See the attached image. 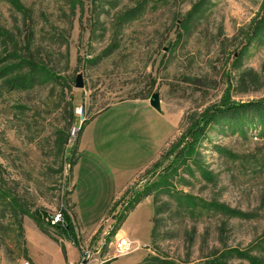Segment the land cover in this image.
Returning <instances> with one entry per match:
<instances>
[{
    "label": "rangeland",
    "instance_id": "obj_1",
    "mask_svg": "<svg viewBox=\"0 0 264 264\" xmlns=\"http://www.w3.org/2000/svg\"><path fill=\"white\" fill-rule=\"evenodd\" d=\"M263 1L0 0V264H206L257 245L264 134L188 130L224 100L264 99ZM61 208L71 230L36 216ZM125 235L141 247L117 255Z\"/></svg>",
    "mask_w": 264,
    "mask_h": 264
},
{
    "label": "trees",
    "instance_id": "obj_2",
    "mask_svg": "<svg viewBox=\"0 0 264 264\" xmlns=\"http://www.w3.org/2000/svg\"><path fill=\"white\" fill-rule=\"evenodd\" d=\"M201 1L202 0H200L199 5L201 4ZM263 30H264V1L262 4V15L258 19L255 25L254 34H258L259 32ZM26 58H29V57L26 56ZM36 65H37L36 60H33V62L29 65L26 63L27 67H30V69H34L35 71L37 70V68L35 67ZM19 69L20 68H17L16 70H19ZM27 75L28 74L26 73L24 75L14 76L12 77L14 78L13 82L15 84H18L19 77L23 76V78L26 80ZM48 75H50V73ZM28 78L31 80L36 77L35 75H30L28 76ZM88 120L89 118L81 122L82 126L80 127V129H78V132L83 129V126ZM212 122H216L221 127L224 126L221 129L222 132H225L226 130L229 129L233 131L237 130L245 134L248 129L253 130L254 128L259 127L260 133L264 134V99L253 100V101H248L244 103H236V102H230V100H224L222 101L220 105L213 106V107L206 109L200 115L199 119L193 122V125H191V127L189 128L188 133L191 136H195L197 138L200 134L204 132L205 128ZM66 143H67V140L64 142V144ZM187 147L188 145L185 147V149ZM179 156H176V157L174 156L173 157L174 160L175 161L179 160L180 158ZM6 198H7V195L5 193V190L1 189L0 190V201ZM141 199H142V196H138L133 202H129V204L127 205V210L125 212L123 211V209H121L124 213L122 212L118 214V216H117V213L113 214V218L117 217L118 223H116L115 227L113 228L112 234H116L121 229L122 224L125 222V220L128 217V212L132 211L136 207V205L141 201ZM114 206L111 208L113 209V211L115 209ZM217 206L219 209H223L224 210L223 212L225 214L239 216L238 211L234 209H230L229 206L227 205L219 204ZM61 211L64 216V223H59L55 225H52L51 220L47 221V217L49 215H46L45 213L41 215L38 211H36V216L41 218L49 226L59 229L61 232H65L66 228L68 230H71L72 221H71L70 214L63 208H61ZM74 242H76V240H74ZM252 250H257V252L258 250L261 252L262 251L264 252V236L262 237L260 242H258L257 245H255L251 249L248 248L246 251H242L239 248H229L223 251V253H220V255L213 257L211 259H208L206 261V264H245L241 260L247 261L249 264H264V255L262 256L258 254L251 255ZM232 254H233V257L237 256L236 258H238L240 261L237 263H231L228 259L230 258L229 255H232ZM167 263L175 264L172 261H169Z\"/></svg>",
    "mask_w": 264,
    "mask_h": 264
},
{
    "label": "built area",
    "instance_id": "obj_3",
    "mask_svg": "<svg viewBox=\"0 0 264 264\" xmlns=\"http://www.w3.org/2000/svg\"><path fill=\"white\" fill-rule=\"evenodd\" d=\"M52 225L59 224V223H64V216L61 211L55 212L47 217V221H50ZM116 252L117 255H125L128 254L132 251H135L141 247L136 240L131 239L129 236H121L118 239H116ZM86 257L83 256L81 260L78 261L77 264H86ZM21 264H31L29 260H24Z\"/></svg>",
    "mask_w": 264,
    "mask_h": 264
},
{
    "label": "water",
    "instance_id": "obj_4",
    "mask_svg": "<svg viewBox=\"0 0 264 264\" xmlns=\"http://www.w3.org/2000/svg\"><path fill=\"white\" fill-rule=\"evenodd\" d=\"M75 86L77 88H84V86H85L84 77H83V74L81 72L77 74ZM150 105L154 109H156L157 111H159L160 113H163V109H162V99H161V94H160L159 91H156V92H154L151 95V97H150Z\"/></svg>",
    "mask_w": 264,
    "mask_h": 264
},
{
    "label": "crops",
    "instance_id": "obj_5",
    "mask_svg": "<svg viewBox=\"0 0 264 264\" xmlns=\"http://www.w3.org/2000/svg\"><path fill=\"white\" fill-rule=\"evenodd\" d=\"M118 103H123V101H122V102H118ZM150 108H151L152 110H154V111H152L153 114H158L157 111H155V109H153V107H150ZM101 112H102V111H101ZM101 112H99V113H101ZM99 113H98V114H99ZM145 167H146V164L144 165V168H145ZM144 168H143V169H144ZM137 174H138V173H137ZM137 174H134V175H133V178H135V175H137ZM133 178H132V179H133ZM132 179H131V180H132ZM131 180H130V181H131ZM143 202H144V201L139 202V203L136 205V207H135L130 213L132 214V213H134V211H135L136 209L142 207V206H143ZM66 250H67L68 255H69V247H68V245H66ZM68 264H74L73 260H71L69 256H68Z\"/></svg>",
    "mask_w": 264,
    "mask_h": 264
}]
</instances>
